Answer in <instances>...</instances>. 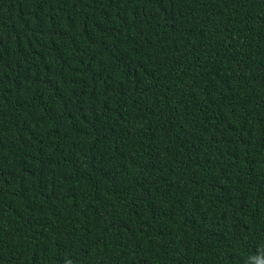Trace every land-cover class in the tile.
I'll use <instances>...</instances> for the list:
<instances>
[{"label":"trees","instance_id":"trees-1","mask_svg":"<svg viewBox=\"0 0 264 264\" xmlns=\"http://www.w3.org/2000/svg\"><path fill=\"white\" fill-rule=\"evenodd\" d=\"M264 0H0V264H255Z\"/></svg>","mask_w":264,"mask_h":264},{"label":"clouds","instance_id":"clouds-1","mask_svg":"<svg viewBox=\"0 0 264 264\" xmlns=\"http://www.w3.org/2000/svg\"><path fill=\"white\" fill-rule=\"evenodd\" d=\"M251 259L255 261V264H264V255H255Z\"/></svg>","mask_w":264,"mask_h":264}]
</instances>
